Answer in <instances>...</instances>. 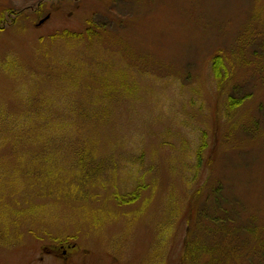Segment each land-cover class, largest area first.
<instances>
[{"label":"rangeland","instance_id":"rangeland-1","mask_svg":"<svg viewBox=\"0 0 264 264\" xmlns=\"http://www.w3.org/2000/svg\"><path fill=\"white\" fill-rule=\"evenodd\" d=\"M63 246L264 264V0H0V264Z\"/></svg>","mask_w":264,"mask_h":264},{"label":"trees","instance_id":"trees-1","mask_svg":"<svg viewBox=\"0 0 264 264\" xmlns=\"http://www.w3.org/2000/svg\"><path fill=\"white\" fill-rule=\"evenodd\" d=\"M100 30H101L100 28H96L91 22H88L85 30L82 33L81 32L80 33L72 32L70 30H65L62 32H58L54 35H51L50 39L53 42L65 40V41L84 42L86 44L87 43L93 44L95 42V40L101 39L100 34L102 32H100ZM212 63H213V65H212L213 73H214V76L217 79V81L220 83L227 81L229 77H228V72L226 70L223 57H221L220 55L215 56V58H213ZM241 101H242V99H241ZM234 105H236L235 99L231 98L230 106L232 109L236 108V106H234ZM205 147H206L205 144L202 145L200 152H203ZM197 157L199 158V160L202 158L201 154H199V153H198ZM197 168L199 169V166H197ZM56 174L57 173L55 170H51L50 175L53 176ZM134 200L135 199H131L130 201H127V203L134 201Z\"/></svg>","mask_w":264,"mask_h":264},{"label":"flooded vegetation","instance_id":"flooded-vegetation-1","mask_svg":"<svg viewBox=\"0 0 264 264\" xmlns=\"http://www.w3.org/2000/svg\"><path fill=\"white\" fill-rule=\"evenodd\" d=\"M40 253L41 254L39 257V262H43L45 259L51 258L53 260L59 261L60 263L64 262L65 264H67L68 261L71 260V264H72V261L75 259L74 262L75 264H86V262L82 260L83 251H79V249L70 250V248H65L63 246V248L59 251L55 249H43ZM69 255H71L70 257L71 259L68 258ZM29 260H33L31 264H34V259L30 258ZM28 263L30 264V262Z\"/></svg>","mask_w":264,"mask_h":264},{"label":"water","instance_id":"water-1","mask_svg":"<svg viewBox=\"0 0 264 264\" xmlns=\"http://www.w3.org/2000/svg\"><path fill=\"white\" fill-rule=\"evenodd\" d=\"M47 19H45V20H42L41 22H40V24H43L45 21H46Z\"/></svg>","mask_w":264,"mask_h":264}]
</instances>
